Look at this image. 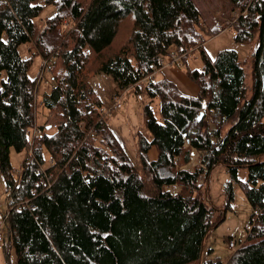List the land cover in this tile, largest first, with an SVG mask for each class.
Returning a JSON list of instances; mask_svg holds the SVG:
<instances>
[{
  "label": "trees",
  "instance_id": "1",
  "mask_svg": "<svg viewBox=\"0 0 264 264\" xmlns=\"http://www.w3.org/2000/svg\"><path fill=\"white\" fill-rule=\"evenodd\" d=\"M230 2L235 39L259 41L252 84L235 49L213 58L203 52L202 69L186 68L199 87L191 96L170 79L148 75L171 51L189 52L204 33L223 29L202 20L195 0H0V174L12 201L5 245L15 249L17 264H264V0ZM45 4L56 11L38 33ZM125 22L127 35L115 45ZM36 36V54L50 59L52 77L42 125L38 78L29 75L33 52H21ZM99 72L113 76L117 94L148 79L144 115L151 138L139 136L146 177L99 112L103 103L90 82ZM157 97L161 120L152 106ZM205 101L214 110L213 128L206 114L199 119ZM92 115H102L101 123L87 135L80 122L91 128ZM153 145L159 154L149 159ZM192 148L202 151L205 167H180ZM12 149L32 150L18 176ZM218 164L231 177L227 207L235 183L252 207V230L226 262L202 258L208 232L224 217L198 179ZM242 167L246 180L239 177ZM176 183L183 192L165 190Z\"/></svg>",
  "mask_w": 264,
  "mask_h": 264
},
{
  "label": "rangeland",
  "instance_id": "2",
  "mask_svg": "<svg viewBox=\"0 0 264 264\" xmlns=\"http://www.w3.org/2000/svg\"><path fill=\"white\" fill-rule=\"evenodd\" d=\"M41 4L45 3V0H38ZM196 5L202 11V20L211 25L223 26L218 33L209 35L204 33V41L200 39L197 41L196 46L189 52L177 53L171 51L168 55L163 57V62L159 64L151 73H157L161 68L163 72L158 73L157 78H167L174 81L180 90L187 95L195 96L198 93L199 87L192 80L187 72L186 68L202 69L204 60L202 53L205 52L208 56L213 58L216 53L222 49H235L240 57L243 67L247 73V84L250 87L252 82V52L255 45L254 40L237 41L234 36V30L230 23L232 16V6L230 0H195ZM56 11L54 4H45L41 15L37 18L38 33L43 28L44 21L47 17L52 16ZM239 12V10H236ZM126 27L128 22L124 23V29L117 38L115 45H119L122 40L125 39ZM37 37L26 46L22 47V52H26L27 55L33 52V63L29 71L31 77L38 78V90H37V104H36V120L38 125H42L45 122L47 110L45 109L42 99L46 92H49L52 87V77L49 71L50 59L42 57L40 54H36L35 42ZM201 46V47H199ZM23 52V53H24ZM175 53L176 59L180 57V63L176 61L171 55ZM187 57L186 64L183 63V57ZM47 63L45 64V61ZM156 71V72H155ZM149 74L148 79H157L155 74ZM3 74L0 75V78ZM42 76V77H41ZM42 78L39 80V78ZM146 78L142 79L139 86L129 87L117 92V84L111 74L105 72H99L90 79L92 86L96 93L100 96L103 106L107 109L106 120L110 129L115 133L120 143L123 145L126 152L137 170L145 177L147 176L142 168L140 159V147L139 136L145 135L147 138H151V134L147 128L145 122L144 108L145 105L151 100V97L146 90ZM118 98L119 105L113 104L114 97ZM250 95V92H249ZM155 98L152 102V106L156 116L159 120L162 119L160 112V100ZM100 111V110H99ZM208 112V113H206ZM208 118V124L213 128L215 122H213L211 111H205ZM37 125H35L36 127ZM34 133V132H33ZM89 134L94 135L93 131ZM194 149H191L189 154V160L186 163H181L183 157H176L177 161L182 164L181 168H187L193 170L197 165L205 167L202 163L203 154L196 149L195 154H191ZM30 150L16 151L11 150V162L14 167L15 175L19 174L22 162L25 157L31 154ZM149 159H155L157 157L158 150L153 145L148 153H146ZM260 160H264V154L260 156ZM22 172V171H21ZM239 177L242 180H246L248 177V169L246 167L240 168ZM230 174L227 167L224 164H218L212 170L209 176L203 173L198 179V184L201 185V192L205 199L210 200L216 209L221 210L220 216L224 217V220L212 228L204 241L202 258L206 260L208 258H221L226 262L236 250L229 246L231 239L238 241H244L248 234L247 226L250 223V216L252 214V207L249 203L245 192L242 190L240 183H235L233 188V199L229 207H227L228 193L225 188L226 182L230 180ZM6 182L3 176L0 174V223L3 222V214L7 211L8 200L10 197L7 194ZM173 191L183 192V187L180 184H174L170 186ZM1 225V224H0ZM5 238L7 239L6 229L3 228ZM0 264H17V255L15 249L7 245L0 246Z\"/></svg>",
  "mask_w": 264,
  "mask_h": 264
},
{
  "label": "built area",
  "instance_id": "3",
  "mask_svg": "<svg viewBox=\"0 0 264 264\" xmlns=\"http://www.w3.org/2000/svg\"><path fill=\"white\" fill-rule=\"evenodd\" d=\"M44 25H45V21H44V24H43V27H44ZM38 26V24L36 25V27ZM37 31H38V28H37ZM39 32V31H38ZM37 37V36H36ZM200 39L198 38L197 39V41H199ZM170 56H172L176 61H178L179 63H180V57H178L177 59H176V56H175V53H171V55ZM164 60V59H163ZM163 60L161 61V62H163ZM45 61V64L47 63V60H44ZM157 66H155L154 67V70H155V68H156ZM156 72V71H155ZM114 101L115 102H113V104L115 105L116 103H118V105H119V101H118V98L115 96L114 97ZM106 108L105 107H103V108H100V113L102 114H104V112H106ZM211 111V114L212 113H214V110L213 109H211L210 110ZM208 113V112H207ZM93 116V121H94V125L93 126H91V128L88 126V124H87V122L86 121H81L80 122V128H81V130H83L87 135L89 134V132L90 131H93V133H96V130H95V124L96 123H101V116L102 115H92ZM212 118V117H211ZM33 131H34V134L36 133V132H38L37 131V127H34V129H33ZM192 149H194L193 150V152L191 153V154H195L196 153V150L197 151H199V152H201L202 153V151H200V150H198V149H196V148H192ZM196 149V150H195ZM32 152V151H31ZM40 168H42V173L43 174H46L47 175V179H44V178H42V181L44 182V183H47L48 182V185H50V183H51V176L48 174L49 173V171H47V169H46V167L45 166H40ZM172 185H174V184H170V185H167L166 187H165V190H169V191H171V192H177V191H173L172 190V188H170V186H172ZM33 192H36V189L34 188L33 189ZM7 200H8V202H7V204H9V203H11L12 201H11V198L10 197H7ZM8 212V211H7ZM7 212H5V217H3V222L2 223H0L1 225H0V246H2L3 245V242H4V240H5V235H4V232H3V227H4V224H5V221H6V217H7ZM252 226L253 225H248L247 226V229L246 230H252ZM242 242L243 241H238V240H236V239H231L230 240V243H229V246L231 247V248H239V246L242 244Z\"/></svg>",
  "mask_w": 264,
  "mask_h": 264
},
{
  "label": "water",
  "instance_id": "4",
  "mask_svg": "<svg viewBox=\"0 0 264 264\" xmlns=\"http://www.w3.org/2000/svg\"><path fill=\"white\" fill-rule=\"evenodd\" d=\"M258 42H259V41H256V42H255V45H254V48H253V52H252V56H254V55L256 54V51H257L258 46H259V43H258ZM207 106H208V103L205 101V102L203 103V110H202L201 113H200L199 119L203 117L204 112H205V109L207 108Z\"/></svg>",
  "mask_w": 264,
  "mask_h": 264
},
{
  "label": "bare ground",
  "instance_id": "5",
  "mask_svg": "<svg viewBox=\"0 0 264 264\" xmlns=\"http://www.w3.org/2000/svg\"><path fill=\"white\" fill-rule=\"evenodd\" d=\"M154 71V70H153ZM151 74H155V73H151ZM42 77V76H41ZM39 78V80H41L42 78ZM155 79V78H154ZM115 96H117V95H115ZM104 106H102L101 108H103ZM102 115H107V111L106 112H104V114L102 113ZM32 150H30V152H31ZM28 156V155H27ZM41 166H44V164H41ZM21 171H22V168H20V170L18 171L19 172V174H17V176L18 175H20L21 174ZM40 171L42 172V168H40ZM7 208H9V206L7 207ZM7 211H8V209H7ZM6 211V212H7ZM3 216L5 217V213L3 214ZM7 218V217H6ZM4 227H5V224H4ZM3 227V228H4Z\"/></svg>",
  "mask_w": 264,
  "mask_h": 264
},
{
  "label": "crops",
  "instance_id": "6",
  "mask_svg": "<svg viewBox=\"0 0 264 264\" xmlns=\"http://www.w3.org/2000/svg\"><path fill=\"white\" fill-rule=\"evenodd\" d=\"M22 52V51H21ZM24 52V51H23ZM25 56H28L27 54H26V52H24L23 53ZM164 68V67H163ZM163 68H161L159 71H157V73H155V77L157 78V75H158V73H160V72H163ZM157 79H160V78H157ZM5 244V241L3 242V245Z\"/></svg>",
  "mask_w": 264,
  "mask_h": 264
},
{
  "label": "snow or ice",
  "instance_id": "7",
  "mask_svg": "<svg viewBox=\"0 0 264 264\" xmlns=\"http://www.w3.org/2000/svg\"><path fill=\"white\" fill-rule=\"evenodd\" d=\"M5 43L7 42V41H4Z\"/></svg>",
  "mask_w": 264,
  "mask_h": 264
}]
</instances>
